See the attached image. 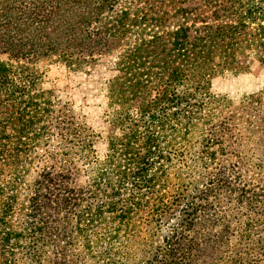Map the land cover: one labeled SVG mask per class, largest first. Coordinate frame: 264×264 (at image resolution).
I'll return each mask as SVG.
<instances>
[{
    "label": "trees",
    "instance_id": "obj_1",
    "mask_svg": "<svg viewBox=\"0 0 264 264\" xmlns=\"http://www.w3.org/2000/svg\"><path fill=\"white\" fill-rule=\"evenodd\" d=\"M118 3L0 0L2 264H69L68 242L83 248L79 264L264 258V234L249 230L264 224V183L234 187L242 183L240 162L252 163L253 179L264 177V92L235 104L208 84L239 71L234 57L245 46L264 62V0H149L145 11H117ZM68 4L99 23L85 30L86 39L103 33L121 50L107 89L112 129L103 159L92 129L40 86L44 71L37 65L52 54L68 67L81 63L59 42L72 30L64 21ZM249 131L258 134L252 146L243 139ZM54 136L56 146L46 149ZM38 149L44 165L35 169ZM232 194L249 215L219 212L222 196ZM164 219L175 222L155 245ZM234 222L250 228L236 233L231 248Z\"/></svg>",
    "mask_w": 264,
    "mask_h": 264
},
{
    "label": "rangeland",
    "instance_id": "obj_2",
    "mask_svg": "<svg viewBox=\"0 0 264 264\" xmlns=\"http://www.w3.org/2000/svg\"><path fill=\"white\" fill-rule=\"evenodd\" d=\"M148 1L149 0H119L115 10L120 11L122 6H128L131 11H134L136 8L145 11ZM161 1L164 2L166 0ZM129 17H133V13L130 14ZM129 17L127 18L129 19ZM64 21L67 25L66 28L71 26L72 30L66 38L60 36L59 42L66 41V46L72 51L70 59L72 61L78 59L81 63H75L68 67L58 54H52L48 60L37 65L40 70L44 71L40 86L45 90H49L53 98L68 103L74 114L79 118V121L85 122L92 129L96 134L94 143L95 154L99 159H103L108 150L106 137L112 129L110 118L111 107L109 106L107 89L109 80L117 75L116 62L121 50L113 48L111 44L113 41L112 38L108 36L105 40L103 33L100 35H91L90 39H86L85 30L88 28L89 30H94L93 27L97 26L99 23H91L86 13L83 14L78 8L71 7L70 4L65 5ZM79 22L81 23V28H79ZM103 43L105 45H110L109 49L103 46ZM78 49L81 50L80 54H73V51H77ZM234 63L239 71H224L209 79L208 84L210 92L225 96L235 104L245 95L264 92V62L256 55L255 50L245 46L235 55ZM262 99L264 100V93ZM243 139L246 141L247 146H252L256 143L258 134L254 131H249L243 135ZM56 144L57 137L54 136L46 149L52 150ZM43 152L44 149H38L34 153L36 159L34 160L33 167H35V169L44 165V161L42 160ZM259 156V153L256 152L255 157ZM255 157H253V159H256ZM232 161L234 162L235 160ZM254 161L255 160H253V162ZM218 162L220 163L218 166L222 164V161ZM245 162L246 161L240 162V165L243 167L240 169L242 183L238 185L235 184L234 187H255L257 190L260 186L256 185H260L261 181L264 183V177H255V179H253L251 171L253 169L249 167L252 163ZM259 173H264V167L259 170ZM77 176L78 181L84 184L86 177L83 171H80ZM29 179L30 178H27V181H29ZM204 184L205 181L202 180L198 186L202 188ZM193 185H195V183H193L192 186ZM190 192L191 190H188L186 194ZM193 193L194 192H192V194ZM224 195L229 194L226 193ZM222 197L223 200L219 212H226V214H229L228 216H234L235 214L240 216L243 213L249 215L245 209L238 208L239 206L236 200H234V194H232L233 198ZM250 215L251 218L254 217L253 220L257 217V215ZM18 216L16 212L12 219L15 220ZM174 222V219H164L160 223L158 232H156L154 237L155 245L161 243L163 235H165L169 229L168 225ZM253 223L255 224V222ZM232 227L234 232L230 235V240H228V246L231 248L238 244L236 242V233L240 230L250 228V226L244 225L243 222L235 225L234 222ZM249 230H251L254 235L258 231L256 236L263 235L264 224L260 222V224H255V226ZM68 243L69 245H64L63 247L73 253L69 264H79L81 255L83 254V248L78 245H72L70 242ZM253 244L257 243L254 241ZM262 244L264 245V242ZM249 245H251V243ZM244 248L245 247H242L241 252H243ZM260 253H264V251L260 250ZM73 257H77L78 260H75ZM250 262V264H264V258L260 256L257 259H252ZM0 264H2L1 259Z\"/></svg>",
    "mask_w": 264,
    "mask_h": 264
}]
</instances>
